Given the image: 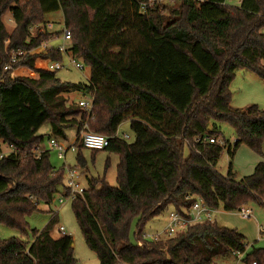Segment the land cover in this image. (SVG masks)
<instances>
[{"label":"trees","instance_id":"1","mask_svg":"<svg viewBox=\"0 0 264 264\" xmlns=\"http://www.w3.org/2000/svg\"><path fill=\"white\" fill-rule=\"evenodd\" d=\"M147 1L0 0V146L11 150L4 155L0 147V225L25 235L26 217L63 190L64 169L49 164L48 151L33 153L45 138L37 134L41 126L50 124L46 139L66 140L65 131L76 129L73 146L81 168L86 126L106 137L103 150L118 158L116 187L92 179L71 202L98 264H212L234 254L246 264H264L263 249L247 253L243 236L215 222L156 242L142 239L154 218L171 211L186 215L193 197L214 211L236 212L249 203L264 208V163L236 178L230 162L223 176L216 167L225 147L208 142L228 145L230 160L240 145L262 155L264 108H232L230 84L244 70L264 85V0H240L238 6L227 0H168L141 11ZM6 12L11 31L2 21ZM57 12L70 33L68 55L89 69L87 84L63 83L56 72L34 69L37 58H65L57 50L34 53L54 35L31 29ZM19 51L25 55L13 69L26 67L36 79L3 71L9 55ZM73 93L92 98L89 113L67 104L65 96ZM124 122L131 142L117 135ZM221 123L233 130V146L222 138ZM54 224L51 218L42 230H32L31 242L0 240V264H77L70 236H49Z\"/></svg>","mask_w":264,"mask_h":264},{"label":"rangeland","instance_id":"2","mask_svg":"<svg viewBox=\"0 0 264 264\" xmlns=\"http://www.w3.org/2000/svg\"><path fill=\"white\" fill-rule=\"evenodd\" d=\"M228 5L238 6L240 0H227ZM61 15L50 14L48 20L51 22L50 31L58 34L61 38V33L63 31V24L61 23ZM11 13L6 12L2 21L6 26L7 30H11L13 24L9 22L11 20ZM31 33H35L31 30ZM60 39H52L47 43L48 48L57 49L61 45ZM65 47H69L67 42H64ZM63 64L65 65L61 70L56 72V77L63 83L71 84H87L89 69L84 66V69L79 71L69 65L67 59H63ZM264 66V62H262ZM231 101L230 105L234 109L244 110L245 108L255 105L259 108H264V85L263 82L252 72L238 70L230 84ZM81 93H74L72 96L67 97V104H74L80 97ZM222 138L225 142L230 143L233 146L234 140L236 139L233 130L226 124H218ZM118 133L120 137L124 135L127 136L126 141H133V136L129 129V123L124 122L118 128ZM40 136H45L43 140V147L45 151H48V161L49 164L56 169H64L65 167L75 168L79 175V184L82 188L87 189L89 180H97L104 178L105 182L111 186L116 187V166L118 164V158L115 155L108 153L105 150L91 152L88 149L80 150V154L85 161V166L83 168L79 167L75 161L77 151H68L65 155L64 161L58 160L55 153L49 151L46 148L47 139L46 137L50 135V124L46 122L41 126L37 132ZM66 140L59 139L65 147H69L72 142L75 141L76 129L71 128L65 131ZM3 153L8 152V147L1 145ZM43 147H39L43 150ZM227 150L223 149L220 158L217 163V171L225 176L229 163L231 162L232 172L235 174L236 178H242L245 175L252 173L255 164L258 162L264 163V146L261 149L262 155H257L245 145H240L233 158L230 160L227 155ZM188 155L187 146L183 149V156ZM257 161V162H256ZM65 178V175H64ZM64 184V181H63ZM62 194V191L61 193ZM58 194L55 196L52 203L47 206L41 204L36 212L28 215L25 219L27 223V233L25 235L20 234L17 230L7 228L0 225V240H7L10 238H20L26 242L32 241V230H42L46 224L50 221L52 216L56 215V223L65 228L67 236L72 239V255L76 259L77 264H98L97 258L93 252H91L85 245L80 231L74 220L71 211V202H65L64 204H59ZM252 210L251 219H241L237 212H225L221 208L216 210L215 221L217 225L228 229H234L244 235L247 242V249L249 252L252 247L255 249H264V208H260L258 205L249 203L245 206ZM168 213H164L159 217L154 218L152 221L147 223L145 226L144 233L149 236H153L156 233L162 231L167 223ZM260 226V227H259ZM133 225L130 231V241H133ZM263 229V232L259 230ZM122 264V263H119ZM212 264H242L237 261L232 256H226L224 258H215Z\"/></svg>","mask_w":264,"mask_h":264},{"label":"built area","instance_id":"3","mask_svg":"<svg viewBox=\"0 0 264 264\" xmlns=\"http://www.w3.org/2000/svg\"><path fill=\"white\" fill-rule=\"evenodd\" d=\"M167 1L168 0H148L146 3H142L140 5V10L143 11L146 7H150L153 5H159ZM50 27H51V24L46 23L44 26H36V27H33L31 30L44 34L45 32H47V30ZM61 41H62V44L57 49L48 48L47 47L48 42L42 43L38 49L42 50L44 53L50 50H57L59 53L64 54V57L65 59L68 60V63L70 66H72L73 68L79 71L83 70L84 65L80 61L70 57L67 53L68 47H65L64 42H67L69 45L70 33L64 27L61 33ZM24 55L25 53L22 51L12 52L9 55V63L3 67V71L12 72L13 70H15L13 69V67L21 61V58ZM64 66L65 65L63 64V62H52L48 60L45 71L57 72L61 70ZM76 104L81 109L89 113L92 108V98L83 95L82 99L79 100ZM122 138L127 139V136L124 135ZM237 141L238 140L235 139L233 145ZM80 142L84 149H88L90 151H101L108 146V139L106 137L87 131L86 126H84L83 130L81 131ZM208 142L210 144L218 143L220 146L225 147V149H227L228 147V145H225L220 140L216 141L214 139H209ZM229 146H232V145L229 143ZM39 147H36L33 149V153L37 157L45 151L44 147L42 148L43 150H41ZM46 148L49 151H52L53 153H55L57 159L61 161H64L65 155L68 151H71V152L76 151L73 144H71L69 147H65L61 141L53 137H50L47 139ZM0 158H1V155H0ZM64 175H65V178H64V186H63L62 194H58L59 204H64L65 202H68V201L73 202L74 200L77 199V197H82L85 191V189L82 188L81 185L79 184V175L75 168L65 167ZM193 199H194V202L190 210L188 211V213H186V215H181L174 211L169 212L167 215V223L164 229L160 231L159 233H156L153 236H149L143 233L142 239L144 241L156 242L159 240L173 237L177 233L184 231L185 229L191 226L199 225L203 223H213L214 222V219H213L214 210L205 206L198 197H193ZM236 212L242 219L246 220V219L251 218V210L249 208H246L245 206L239 208V210H237ZM56 228H57L58 234L61 237L67 236L65 228L63 226L58 224L56 225ZM259 231L263 232V229H260ZM137 245L141 246L142 244L139 242L137 243ZM234 255L237 256L239 259L242 257V255L240 254H234ZM251 264H256V263L252 262Z\"/></svg>","mask_w":264,"mask_h":264},{"label":"crops","instance_id":"4","mask_svg":"<svg viewBox=\"0 0 264 264\" xmlns=\"http://www.w3.org/2000/svg\"><path fill=\"white\" fill-rule=\"evenodd\" d=\"M58 14H60L59 12H57ZM54 14H56V13H54ZM50 15V14H49ZM49 15H46L45 16V22L46 23H51L49 20H48V18H51V17H48ZM61 15V14H60ZM61 17V23H62V16H60ZM9 22L10 23H12L13 24V21H12V19L11 20H9ZM4 23V22H3ZM13 26H14V24H13ZM6 27V26H5ZM13 28V27H12ZM12 28L10 27V29L12 30ZM6 30H7V28H6ZM11 30H7V31H11ZM47 33L48 34H52V35H54L49 41H51L52 39H60L61 40V38L60 37H58V34H55V32H52V31H50L49 29L47 30ZM48 41V42H49ZM61 43H62V41H61ZM34 53H36V54H39V55H41V54H43L44 52L42 51V50H40V49H37V50H35L34 51ZM47 63H48V59H42V58H37L35 61H34V63H33V66H34V69H41V70H45V68H46V66H47ZM12 75L13 76H15V77H25V78H29V79H36L37 78V74H35L33 71H31L30 69H28V68H26V67H19V68H17V69H15V70H13L12 71ZM74 94V93H73ZM73 94H68V95H66L65 97L67 98V97H70V96H72ZM83 96V95H82ZM82 96L76 101V102H74L75 104L79 101V100H81L82 99ZM117 135L119 136V133H118V131H117ZM51 137V136H50ZM54 138V137H53ZM56 139V138H55ZM57 140H59V139H57ZM60 141V140H59ZM74 142H72V144H73ZM1 147V146H0ZM41 147H43V145H41ZM9 149V148H8ZM1 151H2V147H1ZM11 152V150L9 149L8 150V152H6V153H3V151H2V154H4V155H7V154H9ZM235 154V153H234ZM234 156V155H233ZM257 162V161H256ZM260 161L258 160V162L256 163V164H258ZM255 164V165H256ZM255 167V166H254ZM254 169V168H253ZM253 172V171H252ZM250 175V174H249ZM249 175H245V176H249ZM245 176H243V177H245ZM40 206V205H39ZM260 207V206H259ZM260 208H263V207H260ZM251 210V209H250ZM215 214H216V211H214V214H213V219H214V222L216 223V221H215ZM252 215H253V213H252V210H251V218H252ZM52 218L55 220L56 219V215L54 214L53 216H52ZM241 218V217H240ZM250 218V219H251ZM242 219V218H241ZM244 220V219H243ZM217 224V223H216ZM56 225H58L57 223H56V221H55V224L53 225V227L51 228V230H50V232H49V236L52 238V239H54V240H57V239H59L60 238V235L58 234V231H57V228H56ZM219 226V225H218ZM220 227H222V226H220ZM260 227V226H259ZM236 231V230H235ZM238 234H240L241 236H243L244 237V235L243 234H241L240 232H238V231H236ZM245 238V237H244ZM248 248V247H247ZM264 250V249H263ZM246 252L248 253L249 252V250L247 249L246 250ZM232 257H234L237 261H239V262H241L242 264H246L245 262H242V261H240V259L237 257V256H235V255H231Z\"/></svg>","mask_w":264,"mask_h":264}]
</instances>
